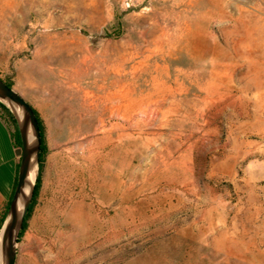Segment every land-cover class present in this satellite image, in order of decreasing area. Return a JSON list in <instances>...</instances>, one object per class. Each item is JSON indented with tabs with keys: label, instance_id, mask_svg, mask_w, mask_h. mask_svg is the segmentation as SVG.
Returning <instances> with one entry per match:
<instances>
[{
	"label": "rangeland",
	"instance_id": "obj_1",
	"mask_svg": "<svg viewBox=\"0 0 264 264\" xmlns=\"http://www.w3.org/2000/svg\"><path fill=\"white\" fill-rule=\"evenodd\" d=\"M40 1L0 0L45 143L15 264H264V0Z\"/></svg>",
	"mask_w": 264,
	"mask_h": 264
},
{
	"label": "water",
	"instance_id": "obj_2",
	"mask_svg": "<svg viewBox=\"0 0 264 264\" xmlns=\"http://www.w3.org/2000/svg\"><path fill=\"white\" fill-rule=\"evenodd\" d=\"M0 103L14 116L21 139V148L17 150L20 160L16 186L0 229L1 264H15L19 236L33 199L36 176L39 172L41 136L32 106L1 79ZM34 171L35 177L32 181Z\"/></svg>",
	"mask_w": 264,
	"mask_h": 264
},
{
	"label": "crops",
	"instance_id": "obj_3",
	"mask_svg": "<svg viewBox=\"0 0 264 264\" xmlns=\"http://www.w3.org/2000/svg\"><path fill=\"white\" fill-rule=\"evenodd\" d=\"M12 134L0 116V215L12 196L20 160Z\"/></svg>",
	"mask_w": 264,
	"mask_h": 264
},
{
	"label": "trees",
	"instance_id": "obj_4",
	"mask_svg": "<svg viewBox=\"0 0 264 264\" xmlns=\"http://www.w3.org/2000/svg\"><path fill=\"white\" fill-rule=\"evenodd\" d=\"M4 83L9 88H12V84L10 82L4 81ZM33 111H34V113L36 115V118H37V121H38V124H39L40 136H41V148H40V157H39V173H40L41 170H42V164H43V154L45 152V143H44V136H43V125H42V122H41L37 112L34 109H33ZM0 116L5 120V122L10 126V128H12V130H13L12 136H13V140H14V144H15L16 148H21V139H20V135H19V131H18V128H17L16 121H15L13 115L11 114V112L9 111V109L7 107H5L2 103H0ZM18 168H19V166H18ZM16 181H17V177H16V180H15L14 189H15V186H16ZM40 183H41V179H40V175H39V177H38V179L36 181V184H35V190H34L33 199L31 201L27 216H26V218L24 220L23 227H22V230H21L19 238L21 237L22 232L25 230L27 220L29 219V217L31 215V212H32V209H33V205L35 203V198H36L37 192L39 190ZM14 189H13V191H14ZM10 201H11V198L8 201V203L6 204L4 210L2 211V213L0 215V229H1L2 225H3L4 220H5V217H6L8 208H9Z\"/></svg>",
	"mask_w": 264,
	"mask_h": 264
},
{
	"label": "bare ground",
	"instance_id": "obj_5",
	"mask_svg": "<svg viewBox=\"0 0 264 264\" xmlns=\"http://www.w3.org/2000/svg\"><path fill=\"white\" fill-rule=\"evenodd\" d=\"M15 1V0H14ZM30 2V4H32V5H34L35 3L38 5V7H40L41 6V1L40 0H23V3H25V2ZM20 7H21V5H20ZM111 96H112V94L111 93H109L108 95H106V97L104 98L106 101H108V100H110V99H112L111 98ZM102 100H103V98H102ZM106 101H104V102H106ZM135 103L136 102H130V103H128V104H126V106H125V108H124V110H125V112H127V111H134L135 110V108H136V105H135ZM111 109L110 108H108V107H106L105 105H103V113H106V112H109ZM112 111V110H111ZM93 126V124H91L90 125V128ZM34 177H35V171L33 172V175H32V178H31V180L33 181L34 180ZM1 252H0V264H1Z\"/></svg>",
	"mask_w": 264,
	"mask_h": 264
}]
</instances>
